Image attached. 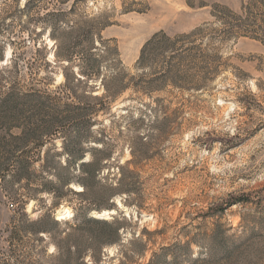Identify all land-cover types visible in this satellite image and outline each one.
<instances>
[{"label":"rangeland","instance_id":"374dc122","mask_svg":"<svg viewBox=\"0 0 264 264\" xmlns=\"http://www.w3.org/2000/svg\"><path fill=\"white\" fill-rule=\"evenodd\" d=\"M27 1L0 0V43H8L0 61V77L17 80L26 92L38 89L44 96L57 95L62 93L66 81L64 70L71 73L70 67L68 62L56 60L58 44L49 32L39 35L41 27L30 19L38 12L57 8L58 2L42 0L38 7L25 12ZM71 4L61 7L70 9ZM73 18L92 26L104 22L106 27L101 34L108 41L106 44L118 47L119 59L132 75L148 71L137 70L136 63L143 45L160 31L171 36L189 34L192 41V37H197L205 52L218 53L220 70L203 93L168 88L158 94L175 98L167 113L159 114L170 117L172 121L167 124L155 125L151 117L137 131L126 124L128 119H120L125 114L136 117L143 100L149 101L137 93L132 95V91L112 105V114L98 117L105 124L114 152L100 182L91 184V191L102 195L111 189V184L115 186L120 167L135 173L128 179L134 185L133 192L130 196L116 194L114 211L105 215L101 213L103 209L89 210L99 219L119 220L123 226L121 239L114 243L100 247L89 231L77 230L69 223L92 201L76 194L83 189L80 184L73 182L65 187L62 199L49 192L29 199L26 181H15L12 172H4L1 163L6 158H0V259L5 257L3 252L13 255L17 250L28 264H80L75 254L81 248L98 256V262L92 263L88 254L89 264H192L198 254L206 255L208 238L220 231L226 235L222 240L230 249L228 255L221 250L215 253L222 264H264V0H87L79 3ZM238 25L245 28L238 29ZM21 54L17 67L6 68L13 55ZM42 56L51 65L44 67ZM37 64L42 69L39 75L31 68ZM106 73L105 79L72 84L82 101L94 102L104 95V81L111 80V74ZM181 102L185 105L178 111ZM20 131L15 128L11 133ZM138 135L145 137L144 145L137 140ZM63 136L43 147V160L48 155L54 162L59 159L55 151L63 152ZM4 137L10 138V133L0 127V142ZM131 146L146 153L140 163L133 157ZM15 147L14 143L7 158L13 160ZM41 164L39 161L36 165L37 174L45 175ZM53 167L57 172L47 176L54 174L56 183L58 173H71L61 163L60 167ZM36 184L31 186L37 187ZM243 195H249L252 202L232 205L223 214H208L212 207ZM51 211L61 221L52 237L41 240L26 234L23 244H13L9 225L20 219V213L38 220ZM66 234H70V242L77 243V248H71V255L67 252ZM189 242L195 252L192 259L178 247ZM10 261L14 263L13 258Z\"/></svg>","mask_w":264,"mask_h":264},{"label":"trees","instance_id":"16d2710c","mask_svg":"<svg viewBox=\"0 0 264 264\" xmlns=\"http://www.w3.org/2000/svg\"><path fill=\"white\" fill-rule=\"evenodd\" d=\"M40 1L42 0H28L25 12L38 7ZM56 1L58 2L57 8L47 10L43 14L38 12L37 16L31 18L30 21L41 27L39 35L49 32V37L58 44V51L55 53L56 60L68 62L67 65L70 67L71 73L64 70L66 81L62 86L64 88L61 87L60 92L62 93L47 96L40 94L38 89L26 92L18 86L17 80L0 77V127H4L10 133V138L4 137L0 142V158L1 160L6 158L1 166L5 167L4 172H7L8 175L12 172L15 181L20 183L26 181L29 199L38 198L36 194L42 192H49L54 197L62 199L65 187L73 182L80 184L83 189L77 191L76 194L85 199L89 197L88 199H92V201L90 205L84 206L86 210H82L81 213L77 212L69 223L74 224L77 230L89 231L91 236L97 240L95 242L102 247L104 244H111L121 239L120 230L123 226L117 218L113 220L99 219L89 210L92 208L103 209L101 213L114 211L117 208L114 196L118 193L130 196L133 192L134 185L128 179L131 174L135 173L133 171L125 172V166L120 167L121 174L115 186L111 184V189H106L102 195H95L91 191V184L96 181L100 182L106 164L110 162L114 152L111 149L110 138L105 132V124L98 120V117L106 113L112 114L110 112L112 105L126 92L132 91V95L137 93L141 95L140 97L149 98V101L143 100L144 103L137 108L136 117L125 114L120 116V119H128L126 124L133 125L137 131H140L151 117L154 118L152 123L155 125L169 123L172 121L170 117L166 115L161 117L159 114L167 113L175 98L161 97L158 94L165 93L168 88L174 89L173 91L193 90L203 93L207 89L208 82L220 70L219 56L218 53L205 52L201 44L197 43V37H192L195 39L192 41L189 40V34L171 36L165 31H160L143 45L136 63L137 70L147 69L148 71L132 75L125 71L123 63L119 59L118 47L106 44L108 41L101 34V31L106 27L104 22L92 26L80 19L73 18L77 14L79 3H84L87 0ZM71 2L70 9L61 7L63 4ZM224 20L226 19L224 18ZM244 28V26L238 25V29ZM13 43L10 42V44ZM6 45L8 43L4 41L0 43V61L4 59ZM37 51L40 49L38 48ZM22 57V54L18 57L13 55L11 65L6 68L17 67L16 62ZM42 60L45 62L44 67L51 65L46 56H42ZM31 68H35L33 73L36 75H39L42 70L41 65L38 66V64L32 65ZM107 71L111 74V80L104 81L106 90L104 95L96 97L94 102L82 101L72 84L76 83L77 86L82 80L91 81L101 77L105 79ZM65 97L74 100L80 99V102L64 101ZM184 105L182 103V106H179L177 110H182ZM110 123H113L112 119ZM97 125H99L98 131L96 130ZM15 128L21 131L18 134H12L11 131ZM62 134H64L63 152L55 151V156H59V159L54 162L49 159L48 155L47 159L43 160L41 158L43 147ZM144 139L145 137L142 135L137 136V140L142 145L146 143ZM14 143L16 147L13 150L14 158L11 160L6 155L12 152L10 147ZM131 153L138 163L146 155L144 150L137 152L132 146ZM88 155H90L89 159H86ZM39 161H42L40 168L45 175L37 174L36 165ZM60 163L64 170L71 173L69 175L56 174L59 178V182L56 183L54 174H50L51 177L47 175L49 172H57L54 169L56 167L53 166L59 164L60 167ZM40 179H42V183H40ZM33 183H37V187H32ZM23 202L26 205L25 201ZM248 202H252L249 195L233 197L226 204L212 207L208 214H223L232 205ZM48 209V211L52 210V208ZM20 214V219L13 225H9L11 228L9 229L10 239L13 244H23L26 234H31L33 237L38 236V239L41 240H44L46 236L52 237L54 229L61 225V221L54 217L52 211L39 217L38 220H31L27 213ZM66 235L65 240L69 241L66 245L67 252L71 255L74 253L71 248H77V243L70 242V239H67V237H71L70 234ZM140 237L141 235L138 238ZM225 237L224 233L217 231L211 238H208L206 255L198 254L193 259L192 256L195 255V252L191 242L178 247L189 253V259L193 261L192 264L201 262L222 264L221 257H216L215 253L219 250L223 251L225 255L230 253V249L222 240ZM56 245L61 248L59 244L56 243ZM3 254L5 257L0 259V264H11L10 259L12 258L13 264H28L25 259H21L20 255H17V250H14L13 255L9 253L6 255L5 252ZM88 254H91L92 263L98 262V256L89 253L87 249L78 248L75 258L80 264H89L86 261ZM175 257L177 260V256Z\"/></svg>","mask_w":264,"mask_h":264},{"label":"bare ground","instance_id":"6f19581e","mask_svg":"<svg viewBox=\"0 0 264 264\" xmlns=\"http://www.w3.org/2000/svg\"><path fill=\"white\" fill-rule=\"evenodd\" d=\"M105 213L108 214L109 211H105L104 214H105ZM106 214H105V215H106ZM62 218H63V217H62ZM62 218L58 216V219H62Z\"/></svg>","mask_w":264,"mask_h":264},{"label":"water","instance_id":"95a60500","mask_svg":"<svg viewBox=\"0 0 264 264\" xmlns=\"http://www.w3.org/2000/svg\"><path fill=\"white\" fill-rule=\"evenodd\" d=\"M95 216V215H94ZM97 218V217H96Z\"/></svg>","mask_w":264,"mask_h":264}]
</instances>
